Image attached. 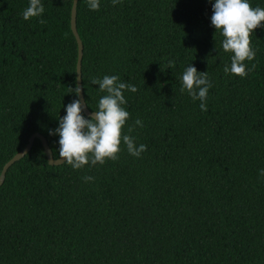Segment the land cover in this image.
<instances>
[{"label":"trees","instance_id":"1","mask_svg":"<svg viewBox=\"0 0 264 264\" xmlns=\"http://www.w3.org/2000/svg\"><path fill=\"white\" fill-rule=\"evenodd\" d=\"M73 0H0V175L98 129ZM104 130L0 187V264H264V0H79Z\"/></svg>","mask_w":264,"mask_h":264},{"label":"water","instance_id":"2","mask_svg":"<svg viewBox=\"0 0 264 264\" xmlns=\"http://www.w3.org/2000/svg\"><path fill=\"white\" fill-rule=\"evenodd\" d=\"M79 0H73V7L71 10V30L73 32V35L76 39L77 46H78V61H77V88H78V97L79 101L81 104V108L88 118L94 119L98 123V129L86 137H84L79 143H77L65 156L55 159L53 156L52 149L50 148L46 138L39 133H36L32 135L29 139L28 144L26 147L16 154L6 165L3 167V170L0 175V187L5 182L6 174L8 170L17 162L22 160L33 148L34 142L38 139L41 141L43 145V149L45 151V155L47 157L48 163L50 166H61L64 163H66L70 158H72L76 152L83 146L85 145L88 141H90L91 138L96 136L97 134L101 133L104 130V123L100 119L99 114L93 113L89 111L85 97H84V91H83V80H82V61H83V56H84V45L83 42L80 38V35L78 33L77 29V5H78Z\"/></svg>","mask_w":264,"mask_h":264}]
</instances>
